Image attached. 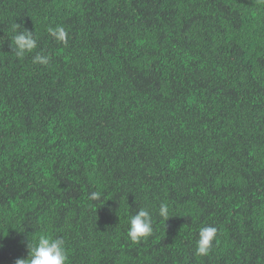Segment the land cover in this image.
I'll return each mask as SVG.
<instances>
[{
    "label": "trees",
    "instance_id": "trees-1",
    "mask_svg": "<svg viewBox=\"0 0 264 264\" xmlns=\"http://www.w3.org/2000/svg\"><path fill=\"white\" fill-rule=\"evenodd\" d=\"M41 234L67 264H264V0H0V264Z\"/></svg>",
    "mask_w": 264,
    "mask_h": 264
},
{
    "label": "clouds",
    "instance_id": "clouds-1",
    "mask_svg": "<svg viewBox=\"0 0 264 264\" xmlns=\"http://www.w3.org/2000/svg\"><path fill=\"white\" fill-rule=\"evenodd\" d=\"M12 31L15 33L11 38L13 53L18 58H23L26 54L32 53L37 48V40L33 32L22 28L20 24H13ZM49 35L58 43L66 44L68 33L62 26L50 27ZM50 57L37 53L33 57V63L47 65ZM100 192H92L90 199L99 200ZM159 215L165 219L168 217V206L161 204ZM151 214L147 209H140L135 215L128 219L127 236L133 243H139L152 234ZM217 229L215 227H202L199 230L198 240L196 241L195 254L206 256L209 254L213 241L216 238ZM27 258H19L15 264H67L65 240L60 236L41 234L36 239L35 244L28 243Z\"/></svg>",
    "mask_w": 264,
    "mask_h": 264
}]
</instances>
